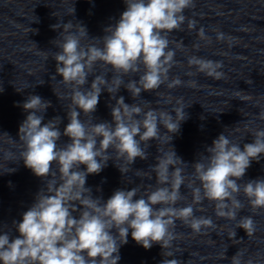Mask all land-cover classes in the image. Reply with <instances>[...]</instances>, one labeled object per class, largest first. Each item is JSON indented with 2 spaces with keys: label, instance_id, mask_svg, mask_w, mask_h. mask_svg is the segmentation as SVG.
Masks as SVG:
<instances>
[{
  "label": "clouds",
  "instance_id": "1",
  "mask_svg": "<svg viewBox=\"0 0 264 264\" xmlns=\"http://www.w3.org/2000/svg\"><path fill=\"white\" fill-rule=\"evenodd\" d=\"M124 3L126 9L114 25L104 29L102 38H90L85 26L71 20L52 25L54 30H60L52 42L59 49L52 55L56 75L73 85L74 107L67 111L69 122L61 133L60 117L43 122L50 101L30 94L22 104L28 115L19 127V139L24 145L20 160L37 177L46 179V189L37 193L22 220L14 222L18 236L11 238L7 231L0 234V264H118L119 250L127 244L129 230L137 244L150 249L153 244L168 246L172 239L170 228L176 219L197 232L213 225L210 218L196 217L192 204L176 206L184 198L180 188L189 164L173 147L150 166L160 186L149 193L141 194L139 187L117 189L105 201L94 197L92 189L86 187L87 176L99 174L112 160L110 148L131 165L137 158L147 160L148 142L160 138V125L170 133L171 143L172 134L178 133L181 122L187 119L185 108L171 113L152 109L145 112L139 104H127L123 96L117 98V93L123 86L136 100L142 92L158 89L168 80L175 57L169 36L183 30L184 12L193 6V0ZM74 12L73 7L71 15ZM84 39L94 43L82 44ZM98 62L110 66L111 79L106 78L107 72L97 74L90 87H84ZM189 64L209 76H222L217 71L220 62L191 57ZM135 73H139L138 79L125 83L124 76ZM55 78L54 75L51 79ZM179 84L177 78L169 87ZM104 90L115 100L111 106L112 122L93 123L91 114ZM81 112L89 117L87 121L80 118ZM62 135L69 137L70 143L58 146ZM262 154L264 129L255 131L252 142L245 143L243 149L221 133L191 165L200 181L198 187L188 185L193 202L215 201L216 214L232 220L244 207L238 199L241 191L252 206L264 207V179L239 182L252 161H259ZM81 165L86 170H81ZM237 224L249 233L253 231L251 217H242ZM162 264L176 262L163 260Z\"/></svg>",
  "mask_w": 264,
  "mask_h": 264
}]
</instances>
